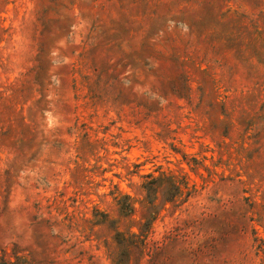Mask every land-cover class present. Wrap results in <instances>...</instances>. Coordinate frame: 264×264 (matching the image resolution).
<instances>
[{"label": "rangeland", "instance_id": "obj_1", "mask_svg": "<svg viewBox=\"0 0 264 264\" xmlns=\"http://www.w3.org/2000/svg\"><path fill=\"white\" fill-rule=\"evenodd\" d=\"M0 264H264V0H0Z\"/></svg>", "mask_w": 264, "mask_h": 264}]
</instances>
